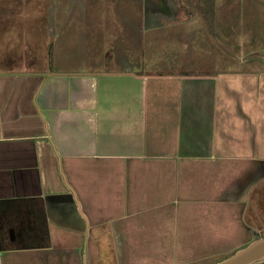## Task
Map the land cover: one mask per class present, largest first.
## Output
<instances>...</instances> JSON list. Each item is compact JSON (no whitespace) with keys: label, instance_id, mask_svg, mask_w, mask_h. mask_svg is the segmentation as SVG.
<instances>
[{"label":"crops","instance_id":"obj_1","mask_svg":"<svg viewBox=\"0 0 264 264\" xmlns=\"http://www.w3.org/2000/svg\"><path fill=\"white\" fill-rule=\"evenodd\" d=\"M16 2L0 0V264H90L107 233L165 243L166 221L143 212L165 213L180 188L232 198L241 148L264 134L217 74L145 62L137 27L135 50L78 54V32Z\"/></svg>","mask_w":264,"mask_h":264},{"label":"rangeland","instance_id":"obj_2","mask_svg":"<svg viewBox=\"0 0 264 264\" xmlns=\"http://www.w3.org/2000/svg\"><path fill=\"white\" fill-rule=\"evenodd\" d=\"M183 1L193 13L176 23L169 18L174 14L167 0H17L11 3V10L24 14L46 10L47 18L51 17L47 22L53 23L62 38L69 30L79 33L75 51L84 55H88L89 43L94 42L116 45L117 50H135L134 28H141L144 32L139 31L143 36L138 48L143 45L140 57L145 62L154 56L159 68L164 64L172 66L170 70L190 66L191 71L217 74L225 92H235L240 97L238 102H245L249 115L253 109L255 135L260 137L264 134V0ZM158 9L164 15H157ZM125 28L130 29L131 36L127 46L119 42L120 30L123 33ZM241 150L245 157L238 159L231 171L236 173L232 198L216 195L215 201L209 197L200 204L180 188L177 195H170L165 213L161 209L143 212L145 218L154 213L157 219L166 221L168 241L114 238L107 233L96 238L95 244L89 240V248L95 245L93 251L90 249V264L214 263L263 235L264 137ZM175 198L179 201L176 205ZM192 202L197 203L193 206ZM246 222H250L248 229ZM191 223H200L201 228L197 230Z\"/></svg>","mask_w":264,"mask_h":264},{"label":"water","instance_id":"obj_3","mask_svg":"<svg viewBox=\"0 0 264 264\" xmlns=\"http://www.w3.org/2000/svg\"><path fill=\"white\" fill-rule=\"evenodd\" d=\"M261 261H264V234L217 262L202 264H254Z\"/></svg>","mask_w":264,"mask_h":264},{"label":"flooded vegetation","instance_id":"obj_4","mask_svg":"<svg viewBox=\"0 0 264 264\" xmlns=\"http://www.w3.org/2000/svg\"><path fill=\"white\" fill-rule=\"evenodd\" d=\"M167 4L171 7L174 14L173 17H169L170 19L187 17L190 16L191 13H193V11L191 10V6H189L183 0H167ZM155 12L157 15H164L159 9Z\"/></svg>","mask_w":264,"mask_h":264}]
</instances>
